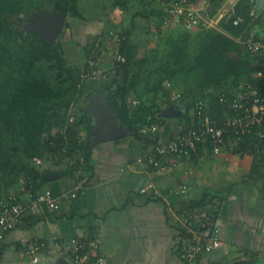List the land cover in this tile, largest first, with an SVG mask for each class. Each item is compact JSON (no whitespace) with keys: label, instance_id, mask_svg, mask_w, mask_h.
<instances>
[{"label":"trees","instance_id":"16d2710c","mask_svg":"<svg viewBox=\"0 0 264 264\" xmlns=\"http://www.w3.org/2000/svg\"><path fill=\"white\" fill-rule=\"evenodd\" d=\"M43 1L67 16L56 41L37 32H26L22 27L27 19L20 14L38 15L44 5L42 0H0V212L2 200L20 195L16 193L20 185L24 184L33 192L42 190L46 175L54 170V163L62 166V174L77 172L90 164L92 126L85 107L81 115L75 112V121L64 133L53 132L56 126L66 123L67 110L75 99L93 91L109 90V101L121 109L123 120L139 131L142 126L171 118L164 115V111L167 105L176 102L182 107L180 122H190L196 116L200 99L208 102L213 116L219 119L224 108L220 94H232L264 65L262 55L251 52L237 40L240 36L264 31V8L255 9V0H237L234 14L243 18L239 23L228 15L220 20L219 27H202L196 35L182 27L166 31L169 28L163 25L161 18L156 24L160 28L158 32L146 29L148 40L143 54L136 39L135 20L123 27L112 23L104 28L105 36L111 29L120 30L126 36L114 50L123 53L126 60L115 62L118 72L114 75L88 81L83 78L90 70L89 59L98 34L82 46V58L71 60L66 48L69 40L72 43L75 40L72 28L77 23L72 18L88 21L80 9V0ZM224 1L212 0L211 14L217 12ZM114 4L129 8L126 0H116ZM103 45L104 41L95 57L100 55ZM174 89L180 94L176 100L171 99ZM162 98L168 101L163 107ZM141 138L150 145L160 142L158 136L144 133ZM10 143L13 148L8 153L6 144ZM207 144L211 147L210 141ZM231 145L235 151H254L264 157V140L254 132L238 140L232 131L227 139V146ZM36 157H40L42 163H37ZM257 164L255 169L258 170L260 163ZM12 185L15 191H9ZM214 195L207 192L197 203L186 202L181 210L203 207ZM20 198L24 199L22 195ZM93 235L92 232L89 238ZM4 248L0 246V258Z\"/></svg>","mask_w":264,"mask_h":264},{"label":"crops","instance_id":"0c3cea01","mask_svg":"<svg viewBox=\"0 0 264 264\" xmlns=\"http://www.w3.org/2000/svg\"><path fill=\"white\" fill-rule=\"evenodd\" d=\"M126 1L129 8L117 4L111 13L106 11L96 20L75 24L72 34L76 44L84 46L91 36L112 23L123 27L134 19L136 39L141 48L140 40H144V48L146 29L159 31L156 24L171 0ZM211 9L210 16L234 14V7L231 10L225 4L214 14ZM179 27L193 33L203 25ZM118 45L113 37L105 36L100 51L104 64L113 62ZM165 104L160 100L161 107ZM173 125L171 118L161 119L159 130L146 135L166 142L178 124ZM150 148L143 138L129 135L94 145L90 148V164L75 174H62V166H55L46 175L43 190L64 195L78 185L82 188L75 197H62L60 207L52 209L43 203L41 212H28L15 229L0 232V246L5 247L0 264H75L67 245L74 237L89 238L92 232L93 237H100L97 252L105 257L106 264H229L236 259L264 264V157L230 146L215 153L203 144L176 158V165L162 170L139 160ZM150 184L160 190L158 196H154L153 189L141 192ZM27 192L25 185L16 190L23 197ZM207 192L221 201L215 220L221 229V244L192 259L183 258L180 234L187 231L181 226L190 215L181 209L186 202H199ZM200 207L195 206V210ZM31 246L39 247L38 261L27 251Z\"/></svg>","mask_w":264,"mask_h":264},{"label":"built area","instance_id":"2783aa9c","mask_svg":"<svg viewBox=\"0 0 264 264\" xmlns=\"http://www.w3.org/2000/svg\"><path fill=\"white\" fill-rule=\"evenodd\" d=\"M211 2L212 0H171L165 5L162 23L164 26L216 27L226 13L218 17L210 16ZM230 18H234L236 24L243 19L235 14ZM97 34L96 45L92 49L93 56L89 59L90 70L84 74L86 79H106L118 72V65L115 62L121 63L126 60V56L119 51H113L114 60L110 65L102 62L99 53L95 57V53L104 41L105 29H100ZM108 35L118 44L126 39V36L116 29H111ZM237 40L251 52L264 57V31L261 34L240 36ZM251 76L252 79L244 81L232 94L227 92L220 94V102L224 105L221 118H215L208 102L200 99L196 104V116L194 115L190 122L178 123L170 140L151 145L145 154L139 156V160L149 161L154 167L162 170L168 169L170 165L177 164L176 158L197 150L200 145L207 144L208 141L211 142L213 151L220 153L227 146V139L232 131L237 135L238 140L249 132L256 133L259 139L264 140V65L255 70ZM179 96L180 94L172 91L171 97L174 100ZM134 103H137V100H134ZM160 122L161 120L159 123L152 122L150 125L142 126L141 133L148 135L156 133ZM233 148L234 146L231 145V149ZM35 161L41 163L42 159L36 157ZM81 188L82 186L78 185L64 195H56L49 189L37 192L28 190V195L24 199H21L20 195H13L11 198L2 200L0 232L15 229L28 212H41L43 203L52 209L60 207L62 197L65 198L68 195L75 197ZM150 189H153L154 196L160 194V190L152 184L142 187L141 192L146 193ZM220 204V199L212 198L203 206L208 207V211L205 210L202 213L188 211L187 214L190 216L185 218L184 225L181 226L183 227L181 229L187 232L180 234V254L183 258L192 259L200 253L213 251L221 244V229L215 222ZM99 244V236L89 239L74 237L67 247L75 264H106L105 257L97 252ZM27 251L34 261L39 260V247L31 246Z\"/></svg>","mask_w":264,"mask_h":264},{"label":"water","instance_id":"95a60500","mask_svg":"<svg viewBox=\"0 0 264 264\" xmlns=\"http://www.w3.org/2000/svg\"><path fill=\"white\" fill-rule=\"evenodd\" d=\"M255 9L261 10L264 8V0H255ZM45 35L47 39L56 41L62 33L67 16L58 14L54 18H46ZM109 90L93 91L89 97L88 112L91 118V144L94 145L105 141L117 140L129 135H134L141 138V133L138 129H134L130 124L123 120L121 109L116 107L109 101ZM164 115L179 116L182 115V107L176 102L171 104L165 111ZM209 210L208 207H202L195 210L196 213H202ZM229 264H248L246 260L236 259Z\"/></svg>","mask_w":264,"mask_h":264},{"label":"rangeland","instance_id":"374dc122","mask_svg":"<svg viewBox=\"0 0 264 264\" xmlns=\"http://www.w3.org/2000/svg\"><path fill=\"white\" fill-rule=\"evenodd\" d=\"M114 1L115 0H80L79 1V6H80L81 11L85 15V18H87L88 20H96L95 19L96 17H98L99 15L105 13L106 11L111 13V12H113L115 10V8L117 6L114 5ZM42 2H44V5L39 10V14L38 15L26 14L25 12L20 14L22 17H26V19H27L25 21V23H23V26H22L25 29L26 32L32 31V32H37L39 35H45V31H44V29H45L44 27L46 25V20L45 19L46 18H54L56 15H58L60 13L59 11L53 10V7L49 4L48 1H43L42 0ZM234 2H235V0L234 1L233 0H226L222 4L227 5V7L229 9H231V8L233 9ZM72 20H73L74 23L82 22V21H77L78 19H74V18H72ZM75 21H77V22H75ZM74 23H73V25H74ZM167 27L169 29H166V31L167 30H173L174 28L179 27V26L171 25V26H167ZM258 30L260 31L262 29H258ZM69 33H70V30H69ZM193 33L196 35V32H193ZM69 41L70 42L66 43V48H67L68 52L70 53L69 57L72 58L71 60L75 61V60H77L78 57L82 58V56H84V52L81 50V48H83V47L82 46H78V45L76 46V40H74L75 44L72 43L71 40H69ZM140 41L143 43L142 44V48L140 50V54H143V52L145 51V49L143 48L144 40H140ZM86 44H84V45H86ZM193 47L195 48L194 45H193ZM83 79H85V77ZM87 80L88 81H93V80H96V79H87ZM166 84H167V87L170 88V84L168 82ZM173 92H176V90L174 89ZM177 93L179 94V92H177ZM89 97H90V94L75 99L73 101L72 105L67 110L68 114H67L66 123H64V125H61V126L60 125L56 126L53 129V132L57 133V134L64 133L66 131V129L68 128V126L71 125L73 123V121H75V119H76L75 112L78 113V115H81V113H82L81 109L84 108V107L88 111V106L90 105V103L88 102L89 101ZM133 98H137V97L133 96ZM171 99L174 100L172 97H171ZM162 101H164V103L166 102V104L168 102L166 99L163 100V98H162ZM169 106H171V105H167V108ZM181 120H182L181 116H173V117H171V121L174 122V125H173L174 127ZM6 146H7L8 153H10L11 149L13 148L11 143L10 144H6ZM53 166L54 167L58 166V164L54 163ZM22 185H24V184H22ZM22 185H20V187H22ZM8 189H9V191L10 190L11 191H15V186L12 185Z\"/></svg>","mask_w":264,"mask_h":264}]
</instances>
